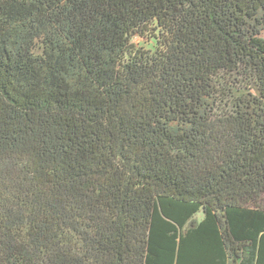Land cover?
Listing matches in <instances>:
<instances>
[{"label":"trees","instance_id":"16d2710c","mask_svg":"<svg viewBox=\"0 0 264 264\" xmlns=\"http://www.w3.org/2000/svg\"><path fill=\"white\" fill-rule=\"evenodd\" d=\"M0 264H264V0H0Z\"/></svg>","mask_w":264,"mask_h":264},{"label":"rangeland","instance_id":"374dc122","mask_svg":"<svg viewBox=\"0 0 264 264\" xmlns=\"http://www.w3.org/2000/svg\"><path fill=\"white\" fill-rule=\"evenodd\" d=\"M133 42L138 47H144L146 49H154L155 48V42L151 39H147L146 37H142L140 35H135L133 37ZM202 213H199L198 216L201 217Z\"/></svg>","mask_w":264,"mask_h":264}]
</instances>
